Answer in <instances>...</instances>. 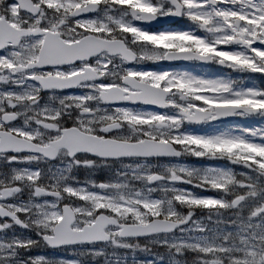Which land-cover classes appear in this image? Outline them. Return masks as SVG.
Listing matches in <instances>:
<instances>
[{"label": "snow or ice", "instance_id": "1", "mask_svg": "<svg viewBox=\"0 0 264 264\" xmlns=\"http://www.w3.org/2000/svg\"><path fill=\"white\" fill-rule=\"evenodd\" d=\"M106 248L264 264V0H0V264Z\"/></svg>", "mask_w": 264, "mask_h": 264}, {"label": "rangeland", "instance_id": "2", "mask_svg": "<svg viewBox=\"0 0 264 264\" xmlns=\"http://www.w3.org/2000/svg\"><path fill=\"white\" fill-rule=\"evenodd\" d=\"M188 70V69H185ZM191 71V70H188ZM196 73V72H195ZM197 74V73H196ZM238 74V73H236ZM246 79V78H245ZM248 81H245V83L247 84ZM255 83H260L259 80L254 81ZM246 123H259L258 120H251L246 121ZM250 124V125H251ZM249 125V126H250ZM186 130L193 133V134H205L208 133L210 131L216 130L212 127H203L201 129H191L190 127H186ZM154 167L155 166H159V165H163V164H180V165H185V166H192V167H199L202 166L203 163H209V164H216V165H222V164H226V161H207V162H202V161H198L193 157H184L183 159H174V160H164V159H159V160H153L152 161ZM103 172H105L103 169H99L96 171V176H93V179L96 180H102L107 178V174L105 172V174H103ZM85 175H87L86 172L81 171L79 173V176L83 179L85 177ZM211 226V225H210ZM141 245H143L144 241H140ZM99 247V245H98ZM41 251V250H39ZM153 252L155 253H164V249L162 248H155L153 247L152 249ZM42 252V251H41ZM106 252L108 253H112L113 255L111 257H109L108 260H105L104 257H98L95 259V261L93 262L90 258L86 259V264H117V262H119V264H135V261H153V264H156L154 257L151 254L145 253V252H141V251H137L135 253V256L133 257V254L128 251V250H124V249H112V248H106ZM42 254L44 255H48V256H56V253H50L47 254L45 252H42ZM194 254L190 253V252H186L184 254L183 257H181L180 259L183 261H187L188 264H191L192 258H193ZM71 258V257H68ZM159 264H168V257L167 255H165V258L161 261H159Z\"/></svg>", "mask_w": 264, "mask_h": 264}, {"label": "flooded vegetation", "instance_id": "3", "mask_svg": "<svg viewBox=\"0 0 264 264\" xmlns=\"http://www.w3.org/2000/svg\"><path fill=\"white\" fill-rule=\"evenodd\" d=\"M186 22L185 21H180L176 26H180L182 24H185ZM162 63H167V62H162ZM174 65H179V66H186L187 68L191 67L192 68H199V69H202V68H205L207 70H217V71H220L224 73V75H230L231 77L234 78V75L231 73L230 70L228 69H224V68H221L220 66L218 65H215V64H209V65H205V66H200V65H192L190 63H186V64H181V63H173ZM140 67H144V68H154L153 65H143V66H140ZM185 67V68H186ZM235 120L233 122H229V123H212L210 126L212 127H215L216 129H219V128H223V127H227L229 124H246V121H251V119H241L239 117H235L234 118ZM203 125H209V124H203ZM95 176L97 177L98 175L95 174ZM143 241V240H141ZM46 253L50 254V253H54L53 251L51 250H48V251H45Z\"/></svg>", "mask_w": 264, "mask_h": 264}, {"label": "water", "instance_id": "4", "mask_svg": "<svg viewBox=\"0 0 264 264\" xmlns=\"http://www.w3.org/2000/svg\"><path fill=\"white\" fill-rule=\"evenodd\" d=\"M156 22L155 21H153V24H155ZM228 119V118H227Z\"/></svg>", "mask_w": 264, "mask_h": 264}]
</instances>
